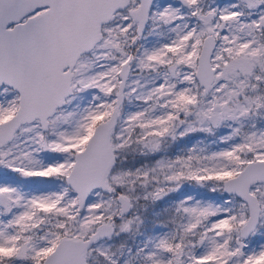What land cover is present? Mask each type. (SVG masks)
Masks as SVG:
<instances>
[{"label": "snow or ice", "instance_id": "6c2138e0", "mask_svg": "<svg viewBox=\"0 0 264 264\" xmlns=\"http://www.w3.org/2000/svg\"><path fill=\"white\" fill-rule=\"evenodd\" d=\"M0 264H264V0H0Z\"/></svg>", "mask_w": 264, "mask_h": 264}]
</instances>
